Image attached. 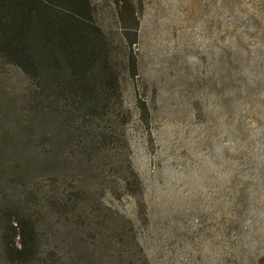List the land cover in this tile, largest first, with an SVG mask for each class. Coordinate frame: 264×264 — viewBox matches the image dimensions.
Masks as SVG:
<instances>
[{"label":"rangeland","instance_id":"374dc122","mask_svg":"<svg viewBox=\"0 0 264 264\" xmlns=\"http://www.w3.org/2000/svg\"><path fill=\"white\" fill-rule=\"evenodd\" d=\"M107 1L90 0L97 24ZM132 3L143 79L124 81L114 63L127 146L90 166L58 161L55 176L0 177V264H22L3 247V235L17 241L7 218L35 229L30 264H264V0ZM117 33L110 25L113 55ZM138 86L147 121L135 109ZM28 87L0 58L1 126L23 129ZM20 132L10 131L11 145L45 141Z\"/></svg>","mask_w":264,"mask_h":264},{"label":"trees","instance_id":"16d2710c","mask_svg":"<svg viewBox=\"0 0 264 264\" xmlns=\"http://www.w3.org/2000/svg\"><path fill=\"white\" fill-rule=\"evenodd\" d=\"M99 4L107 8L109 18L98 16L100 25L93 19L90 0H0V58L29 81L22 102L27 120L22 130L30 143L38 136L45 140L39 149L18 148L10 144V131L20 134L19 124L11 129L0 124V177L9 175L23 183L40 169L55 176L58 161L73 163L74 159L90 166L110 154L117 142L127 146L122 132L129 113L114 63L122 67L124 81L143 79L141 23L132 0ZM110 25L118 29L115 55L112 43L110 48L107 43ZM139 89L132 90L135 109L140 120L147 121L149 103L139 99ZM59 145L66 150L62 155ZM131 176L140 192L136 174ZM18 204L10 206L21 213ZM7 222L17 239L10 241L3 235L7 256H12V262L30 264L36 255L31 234L35 229L26 225L23 229L8 218Z\"/></svg>","mask_w":264,"mask_h":264}]
</instances>
